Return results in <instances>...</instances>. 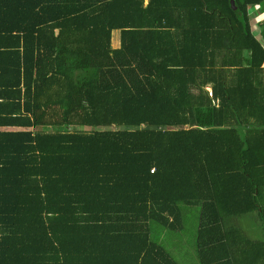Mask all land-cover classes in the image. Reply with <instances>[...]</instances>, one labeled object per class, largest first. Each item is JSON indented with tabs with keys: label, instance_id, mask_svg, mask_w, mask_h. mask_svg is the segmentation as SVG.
<instances>
[{
	"label": "trees",
	"instance_id": "obj_1",
	"mask_svg": "<svg viewBox=\"0 0 264 264\" xmlns=\"http://www.w3.org/2000/svg\"><path fill=\"white\" fill-rule=\"evenodd\" d=\"M256 7L0 0V264H264Z\"/></svg>",
	"mask_w": 264,
	"mask_h": 264
},
{
	"label": "rangeland",
	"instance_id": "obj_2",
	"mask_svg": "<svg viewBox=\"0 0 264 264\" xmlns=\"http://www.w3.org/2000/svg\"><path fill=\"white\" fill-rule=\"evenodd\" d=\"M120 42V33L118 31L113 33V46L119 47ZM78 130V128H76ZM240 224V228L242 229L244 235L250 240H263L264 239V230L262 224L257 220L255 215H247L243 216L240 219H237ZM162 233V232H161ZM160 233L154 231L153 237L154 239L159 241ZM188 244L185 242L178 241V245L175 246L174 249L170 250L173 257L180 263V264H199V261L196 259L195 252H193L194 248L190 246L189 239H187ZM167 243V242H166Z\"/></svg>",
	"mask_w": 264,
	"mask_h": 264
},
{
	"label": "crops",
	"instance_id": "obj_3",
	"mask_svg": "<svg viewBox=\"0 0 264 264\" xmlns=\"http://www.w3.org/2000/svg\"><path fill=\"white\" fill-rule=\"evenodd\" d=\"M258 9L259 8L256 7L251 14L253 16V19L251 21V27L256 39L264 46V12H259L260 9Z\"/></svg>",
	"mask_w": 264,
	"mask_h": 264
}]
</instances>
